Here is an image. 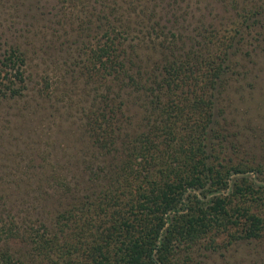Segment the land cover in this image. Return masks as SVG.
<instances>
[{
    "label": "trees",
    "instance_id": "trees-1",
    "mask_svg": "<svg viewBox=\"0 0 264 264\" xmlns=\"http://www.w3.org/2000/svg\"><path fill=\"white\" fill-rule=\"evenodd\" d=\"M57 3L83 43L62 81L30 87L14 42L0 59V105L64 136L0 178V264H192L263 243L264 157L229 130L235 98L255 101L264 0Z\"/></svg>",
    "mask_w": 264,
    "mask_h": 264
},
{
    "label": "rangeland",
    "instance_id": "rangeland-1",
    "mask_svg": "<svg viewBox=\"0 0 264 264\" xmlns=\"http://www.w3.org/2000/svg\"><path fill=\"white\" fill-rule=\"evenodd\" d=\"M57 7V0H0V59L7 45L11 46L13 42L28 51L26 62L31 78L30 87L39 84L43 78L53 83L54 88L56 82L62 81L60 69L65 68L64 63H71L77 45L83 44H74L71 42L74 37L66 36L68 24H63L64 31L53 23L58 19L62 23V14ZM60 43L63 44L61 47L56 46ZM53 45L56 49L52 48ZM53 50L60 53L54 56ZM256 69L259 78L255 101L241 103V99L235 98L237 124L230 125L229 134L234 133L239 144L248 149L249 146L253 147L258 157H264V57L258 60ZM20 104L12 106L16 108ZM19 121L16 110L0 105V178L11 173V169L29 166L30 159L37 161L36 150L40 141L42 144L64 138L53 126L51 129H46L49 128L47 126L39 128L38 120L24 126H20ZM196 254L192 264H264V242L239 241L221 246L217 251H200Z\"/></svg>",
    "mask_w": 264,
    "mask_h": 264
}]
</instances>
